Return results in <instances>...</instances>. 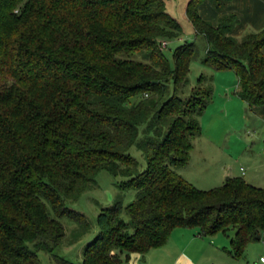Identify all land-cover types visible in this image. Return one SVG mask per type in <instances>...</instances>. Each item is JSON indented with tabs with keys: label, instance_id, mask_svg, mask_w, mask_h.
I'll return each mask as SVG.
<instances>
[{
	"label": "trees",
	"instance_id": "16d2710c",
	"mask_svg": "<svg viewBox=\"0 0 264 264\" xmlns=\"http://www.w3.org/2000/svg\"><path fill=\"white\" fill-rule=\"evenodd\" d=\"M200 1L186 0L183 12L204 39L201 64L231 70L236 95L263 104L264 27L236 38L229 31L237 17L223 11L229 0H208L219 11L215 24L199 16ZM180 29L163 0H0V264H40L39 250L50 264H74L52 253L63 236L58 218L86 226L65 201L98 170L122 178L117 189L134 197L98 211L79 264H126L174 228L221 233L233 258L264 242V187L225 177L200 190L178 173L211 96L202 73L178 94L193 42L174 46L171 64L160 42ZM133 145L145 162L140 171Z\"/></svg>",
	"mask_w": 264,
	"mask_h": 264
},
{
	"label": "rangeland",
	"instance_id": "374dc122",
	"mask_svg": "<svg viewBox=\"0 0 264 264\" xmlns=\"http://www.w3.org/2000/svg\"><path fill=\"white\" fill-rule=\"evenodd\" d=\"M163 1L164 9L178 20L181 27L175 38L162 40L165 44L160 45L169 64H171V51L174 46L182 41H192L194 46L188 65L186 81L181 85L178 94L181 97L186 96L199 73L212 77L210 101L198 117L199 132L194 135L191 141L189 160L185 167L178 169V172L184 175L183 177L186 176L185 178L195 188L207 190L219 185L220 182L213 173L219 174L222 169L228 167L227 164L230 165L233 160L236 161L235 154L239 155L236 166L244 168L246 161L243 157L245 154H248V152L256 154L264 152V125L259 127L262 132L257 129L253 133L246 126L241 111L235 109L234 104H228L224 101L227 97H235L232 94L234 75L227 69L217 70L216 75H212L214 72L201 64L200 58L203 56L205 42L200 34H194L191 25L184 16L183 9L186 0ZM128 56L137 60L143 59L139 52H133ZM165 92L170 93L169 84ZM230 135L232 137L231 142H224L226 139L223 138L230 137ZM139 137H141L140 133L137 134L136 139L138 140ZM230 146L231 150L229 149ZM128 153L136 160L137 170H142L145 162L140 151L133 145L129 148ZM263 156L264 154L261 157ZM243 177H247L246 174ZM243 177L242 179H244ZM120 180L122 178L113 177L105 170H98L87 190L81 192L74 200L65 201L66 207L83 216L86 226L81 227L64 216L59 217L58 220L63 228V236L52 250L54 255L74 264L81 262L82 247L93 238L97 231L95 216L98 211L105 209L114 202H120L121 206H124L134 197V191L132 190L120 191L117 189L116 183ZM119 216L122 220L127 221L123 210L120 211ZM226 233L230 235L232 231ZM201 240H204L207 244L204 252L202 250L204 244ZM175 241L171 239L169 243L176 245ZM186 246L189 251L186 250L185 252L189 253L185 254L178 251L177 245L175 247H165L168 250L164 249V254L151 250L142 255L131 254L126 264H171L172 259L173 264H183L181 262L183 260L187 262L186 264H211L212 262L214 264H251L253 257H257L260 251H262L261 254L264 252V244L261 242L249 243L244 246L239 257H230L222 252V248H228V239L221 233L209 237H200L195 243H186ZM218 248L219 250H217ZM153 249L155 250V248ZM36 256L40 264H50L47 253L39 250L36 252Z\"/></svg>",
	"mask_w": 264,
	"mask_h": 264
},
{
	"label": "crops",
	"instance_id": "0c3cea01",
	"mask_svg": "<svg viewBox=\"0 0 264 264\" xmlns=\"http://www.w3.org/2000/svg\"><path fill=\"white\" fill-rule=\"evenodd\" d=\"M223 11L234 13L235 16L237 17L236 23L232 26L231 30L229 31V34L236 38L240 37L243 33L247 31L256 30V29L264 27V0H229L225 4ZM197 12L201 18L208 20L212 24H215L217 17L219 15V11L215 10V8L212 6V4L208 0H202L198 3ZM260 51L264 55V44L261 46ZM211 71L214 72L212 73V75H216L215 72H217V70H211ZM209 77L212 80V77L211 76ZM236 89H237V85H236V79L234 76L232 94L235 97H227L224 99V101L228 104H234L235 109H239L241 111L243 119L246 122L245 123L246 126L249 127V129L254 133L255 131H257V129L258 130L261 129V128L259 129L260 126L264 125V103L258 104V105H248L245 101H243L236 95ZM211 90H212V87H211ZM209 101H210V98H209ZM209 101L207 102L206 105H208ZM223 139H226L224 142L230 143L232 140V137L230 135V137H226ZM229 149L231 150V146L229 147ZM263 154L264 152L263 153L259 152L258 154L248 152V154H245L243 157V159H245L246 161L244 168L242 166H236L239 155L235 154L236 161L233 160L232 163H230V165L227 164L228 167H226L225 169H222V171H220L219 174L214 172L213 175L221 183L225 177H241L242 178L246 174L247 177L245 178L243 177L244 178L243 180L245 182L255 187H264L263 185L264 184V156L261 157ZM178 173L185 181L187 180L185 178L186 176L183 177L184 175H182L180 172ZM200 237H204V236L197 235L196 230L193 228H174L169 233V236L163 245H161L158 248H155V250L153 248L149 250L159 251L160 253L164 254L165 252L164 249L168 250V248H165V247H168V246L175 247L177 245L179 252H181L182 254L189 253V252H185L186 250H188L186 243H195L197 239ZM171 239L176 240L175 241L176 245L169 243V240ZM202 242L204 244L203 249H202L204 252V250H206L207 244L206 242H204V240ZM258 242H261L262 244H264L263 241H258ZM254 243H257V242H253L250 244H254ZM159 249H162V250H159ZM217 250H219V248ZM261 252L262 251L259 252L257 257H253V259L251 260L252 262L251 264H259L258 258L261 255ZM181 262L183 264L187 263L185 260ZM171 264H173V259L171 260ZM211 264H214V263L212 262Z\"/></svg>",
	"mask_w": 264,
	"mask_h": 264
},
{
	"label": "built area",
	"instance_id": "2783aa9c",
	"mask_svg": "<svg viewBox=\"0 0 264 264\" xmlns=\"http://www.w3.org/2000/svg\"><path fill=\"white\" fill-rule=\"evenodd\" d=\"M164 44H165V42H163V41L160 42L161 46H163ZM258 262H259V264H264V252L259 256Z\"/></svg>",
	"mask_w": 264,
	"mask_h": 264
}]
</instances>
